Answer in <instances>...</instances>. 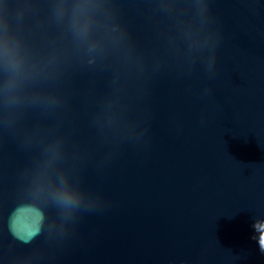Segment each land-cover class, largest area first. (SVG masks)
<instances>
[{"label": "water", "instance_id": "95a60500", "mask_svg": "<svg viewBox=\"0 0 264 264\" xmlns=\"http://www.w3.org/2000/svg\"><path fill=\"white\" fill-rule=\"evenodd\" d=\"M255 224L264 0H0V264H264Z\"/></svg>", "mask_w": 264, "mask_h": 264}, {"label": "clouds", "instance_id": "9594fccd", "mask_svg": "<svg viewBox=\"0 0 264 264\" xmlns=\"http://www.w3.org/2000/svg\"><path fill=\"white\" fill-rule=\"evenodd\" d=\"M59 202L62 203L66 207H75L76 206V201L72 196L69 195H60L58 197ZM255 231L257 232V240L259 247L262 251H264V230L259 229L256 227V224L254 225Z\"/></svg>", "mask_w": 264, "mask_h": 264}]
</instances>
